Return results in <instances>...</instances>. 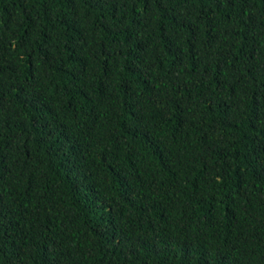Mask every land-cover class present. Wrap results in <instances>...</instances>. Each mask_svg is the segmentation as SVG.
I'll return each instance as SVG.
<instances>
[{"label": "trees", "instance_id": "1", "mask_svg": "<svg viewBox=\"0 0 264 264\" xmlns=\"http://www.w3.org/2000/svg\"><path fill=\"white\" fill-rule=\"evenodd\" d=\"M0 264H264V0H0Z\"/></svg>", "mask_w": 264, "mask_h": 264}]
</instances>
